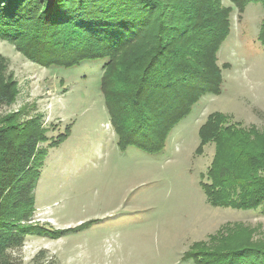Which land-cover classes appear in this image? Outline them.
Returning <instances> with one entry per match:
<instances>
[{
  "label": "trees",
  "instance_id": "obj_1",
  "mask_svg": "<svg viewBox=\"0 0 264 264\" xmlns=\"http://www.w3.org/2000/svg\"><path fill=\"white\" fill-rule=\"evenodd\" d=\"M229 1L240 14L250 3L264 6V0ZM232 12L222 0H0V38L44 67L105 59L101 90L119 146L158 153L202 96L221 93L222 68L230 65L220 66L218 53L230 36ZM259 40L264 46V19ZM6 71L0 56V264H13L8 251L27 235L56 238L72 230L32 222L48 147L62 143L72 124L50 137L43 114L23 122L2 116L3 106L19 95ZM199 138V154L215 144L201 183L208 201L246 210L263 206L264 131L216 111ZM233 228L210 243L197 242L186 256L196 264H264V241L254 242L246 226Z\"/></svg>",
  "mask_w": 264,
  "mask_h": 264
},
{
  "label": "rangeland",
  "instance_id": "obj_2",
  "mask_svg": "<svg viewBox=\"0 0 264 264\" xmlns=\"http://www.w3.org/2000/svg\"><path fill=\"white\" fill-rule=\"evenodd\" d=\"M222 3L233 12L218 53V64L230 65L222 68L221 93L202 96L158 153L119 146L101 90L105 59L44 67L0 38L6 73L19 86L2 116L23 122L43 114L50 137L72 124L62 143L48 147L32 217L51 230H72L56 238L27 235L8 251L13 264H196L186 256L194 244L237 225L250 228L254 242L264 241V205L214 206L201 184L215 155L213 142L197 153L199 129L211 113L264 131V6L250 3L240 14L229 0Z\"/></svg>",
  "mask_w": 264,
  "mask_h": 264
}]
</instances>
